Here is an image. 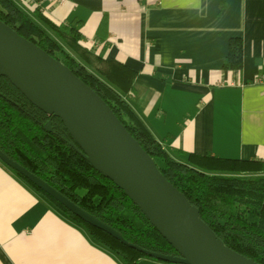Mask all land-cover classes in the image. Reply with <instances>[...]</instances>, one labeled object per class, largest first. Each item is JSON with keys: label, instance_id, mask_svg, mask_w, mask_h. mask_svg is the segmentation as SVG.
<instances>
[{"label": "crops", "instance_id": "obj_1", "mask_svg": "<svg viewBox=\"0 0 264 264\" xmlns=\"http://www.w3.org/2000/svg\"><path fill=\"white\" fill-rule=\"evenodd\" d=\"M12 1L32 18L78 24L82 48L131 69L125 100L177 160L264 161V0ZM232 38L242 66L227 71ZM0 264L124 263L0 161Z\"/></svg>", "mask_w": 264, "mask_h": 264}, {"label": "trees", "instance_id": "obj_2", "mask_svg": "<svg viewBox=\"0 0 264 264\" xmlns=\"http://www.w3.org/2000/svg\"><path fill=\"white\" fill-rule=\"evenodd\" d=\"M0 21L90 87L228 249L264 264V161L193 154L184 161L177 160L153 138L125 100L133 87L135 73L115 61L103 62L82 48L78 24L57 26L37 12L32 18L12 0H0ZM241 66L242 42L232 38L222 68L233 71ZM47 123L50 131L44 128ZM0 152L128 243L150 253L176 255L124 193L86 161L60 119L36 109L3 76H0ZM13 173L122 263L139 264V259L147 258L81 221Z\"/></svg>", "mask_w": 264, "mask_h": 264}, {"label": "water", "instance_id": "obj_3", "mask_svg": "<svg viewBox=\"0 0 264 264\" xmlns=\"http://www.w3.org/2000/svg\"><path fill=\"white\" fill-rule=\"evenodd\" d=\"M0 76L36 109L60 119L86 161L124 193L176 255L150 253L128 243L0 152L9 169L81 221L149 259L165 264H257L215 236L90 87L1 21ZM44 128L50 131L49 123Z\"/></svg>", "mask_w": 264, "mask_h": 264}, {"label": "rangeland", "instance_id": "obj_4", "mask_svg": "<svg viewBox=\"0 0 264 264\" xmlns=\"http://www.w3.org/2000/svg\"><path fill=\"white\" fill-rule=\"evenodd\" d=\"M145 259H148L147 261H149L152 264H165V263H160V262H157V261L149 259V258H145ZM143 264H147V263H143Z\"/></svg>", "mask_w": 264, "mask_h": 264}]
</instances>
